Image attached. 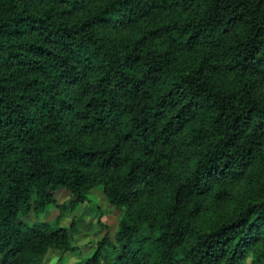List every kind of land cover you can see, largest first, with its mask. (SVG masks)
I'll return each mask as SVG.
<instances>
[{"label": "trees", "instance_id": "1", "mask_svg": "<svg viewBox=\"0 0 264 264\" xmlns=\"http://www.w3.org/2000/svg\"><path fill=\"white\" fill-rule=\"evenodd\" d=\"M175 46L189 56L174 71ZM263 76L264 0H0V264L77 249L75 219L25 215L94 184L121 212L78 264H264V199L191 224L214 179L221 199L250 159L264 167Z\"/></svg>", "mask_w": 264, "mask_h": 264}, {"label": "rangeland", "instance_id": "2", "mask_svg": "<svg viewBox=\"0 0 264 264\" xmlns=\"http://www.w3.org/2000/svg\"><path fill=\"white\" fill-rule=\"evenodd\" d=\"M159 37H161L160 33ZM173 51L175 59L172 69L175 71L182 67L189 54L187 49L180 46H175ZM229 78V75L224 76V85L229 84ZM256 96L259 101L264 102V76L256 87ZM198 147L196 144L186 145L175 156H172L169 165L172 174L171 185L165 188L166 191H163L159 201L154 202L157 207L165 206L166 200H169L168 195L171 194V189L194 162ZM129 150L132 154L135 149L130 146ZM219 183V179H214L211 187L197 195L191 221L192 226L197 228L213 226L217 222L231 217L246 200L264 199V167H261L255 158L250 159L237 176L229 181V192L221 199H217L213 193L214 187H217ZM55 197L58 203L65 202L61 211L56 205L48 204L37 212H28L25 215V220L27 223L46 222L52 227H56L68 226L71 218L75 219L78 230L72 234V238L78 246L77 249L61 256H58L57 252L48 251L41 264H78L92 251L97 239L104 233L111 235L121 209L108 202L101 184H94L88 188L85 192L86 199L73 205L67 203L68 194L64 189L58 190ZM191 240L192 235L185 232L183 242L188 245ZM244 262L248 264L247 257Z\"/></svg>", "mask_w": 264, "mask_h": 264}]
</instances>
